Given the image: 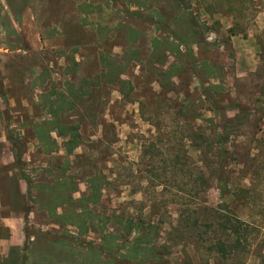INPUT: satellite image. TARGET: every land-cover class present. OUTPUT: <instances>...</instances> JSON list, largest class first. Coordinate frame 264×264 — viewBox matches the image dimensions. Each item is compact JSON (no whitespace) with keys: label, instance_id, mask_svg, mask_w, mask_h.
I'll list each match as a JSON object with an SVG mask.
<instances>
[{"label":"rangeland","instance_id":"1","mask_svg":"<svg viewBox=\"0 0 264 264\" xmlns=\"http://www.w3.org/2000/svg\"><path fill=\"white\" fill-rule=\"evenodd\" d=\"M61 2L40 50L0 37V191L54 262L264 264V0Z\"/></svg>","mask_w":264,"mask_h":264},{"label":"crops","instance_id":"2","mask_svg":"<svg viewBox=\"0 0 264 264\" xmlns=\"http://www.w3.org/2000/svg\"><path fill=\"white\" fill-rule=\"evenodd\" d=\"M21 1L22 5H19ZM48 3L53 7V0H0V37L18 41L15 50V47L11 51L4 47V50L32 53L44 47L42 39L52 38V35L47 34L48 28L42 27V23H50L52 19L44 17L48 16L47 13L41 14L38 9ZM57 3L63 5L61 0ZM21 40L29 41L24 42L27 44L25 48L21 47ZM22 181L17 180L18 191H0V264H63L62 256H57L58 263L54 262L50 244L52 236L49 234L53 225L59 227L61 224L37 220L38 210L49 211L50 208L35 201L40 193L25 190Z\"/></svg>","mask_w":264,"mask_h":264},{"label":"trees","instance_id":"3","mask_svg":"<svg viewBox=\"0 0 264 264\" xmlns=\"http://www.w3.org/2000/svg\"><path fill=\"white\" fill-rule=\"evenodd\" d=\"M244 224L245 223L241 219L236 217L235 223L233 225H231L230 228L225 226L226 231H228L229 229L231 230V232L229 234H227L228 238L231 237L232 235H236V234L239 235V233H241V231H242V226ZM240 242H241L240 236L233 240V242H232L233 244L231 242H229L228 240L220 239L218 247H219L220 251L225 253L227 251L226 250L227 248H229L231 251H233L235 249V247H238ZM235 243H238V244L236 245Z\"/></svg>","mask_w":264,"mask_h":264}]
</instances>
